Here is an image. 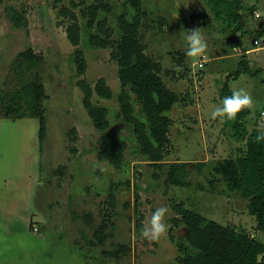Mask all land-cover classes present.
Listing matches in <instances>:
<instances>
[{
    "label": "rangeland",
    "instance_id": "374dc122",
    "mask_svg": "<svg viewBox=\"0 0 264 264\" xmlns=\"http://www.w3.org/2000/svg\"><path fill=\"white\" fill-rule=\"evenodd\" d=\"M71 1L0 0V89L10 95L15 91L21 71L19 54L32 49L42 62L37 68L22 66L23 78L37 76L48 96L44 102L47 137L42 146L38 119L0 117V264H180L186 228L176 227L178 215L173 209L180 203L264 243L247 201L228 191L214 173L219 163L237 156L243 142L232 138L230 120L212 119L209 114L210 106L220 103L226 83L231 92L245 88L254 101L245 125L250 132L256 129L264 134V48L253 45L264 36V0H241L243 46L235 52L229 42L231 31L203 0H143L142 42L147 54L163 65L166 85L181 98L171 112L170 145L160 165L136 153L132 132L118 117L122 86L112 58L114 48L92 46L90 38L98 33L89 30L84 19L80 48L87 71L77 77L75 47L59 14ZM75 2L85 8L94 0ZM106 2L112 11L101 13L100 20H107L116 42L119 17L127 14L131 19L133 10L128 0ZM10 7L24 15L26 27L14 28L7 13ZM255 12L261 17L256 18ZM182 27L203 28L205 53L186 56ZM242 49L251 51L246 59L252 70L234 79ZM81 79L91 85L105 79L114 93L112 100L95 97V101L110 110V132L127 141L120 166L97 156L104 133L94 128L83 106L77 85ZM176 163L187 164L189 187L169 183V166ZM62 167H67L64 176L56 174ZM165 206L166 234L157 241L141 238L152 212Z\"/></svg>",
    "mask_w": 264,
    "mask_h": 264
},
{
    "label": "trees",
    "instance_id": "16d2710c",
    "mask_svg": "<svg viewBox=\"0 0 264 264\" xmlns=\"http://www.w3.org/2000/svg\"><path fill=\"white\" fill-rule=\"evenodd\" d=\"M128 1L133 15L131 19L127 14L119 17L120 38L116 42L113 41L114 31L107 20H100L101 13L112 11L106 0H94L85 8H79L75 0H72L68 7L60 8L59 14L66 21L67 39L75 47L73 62L78 78L83 77L87 71L86 57L80 48L83 39L81 26L83 19L87 21L86 27L89 30H96L98 33L90 38L92 46L102 49L114 48L112 58L118 64V78L122 86L118 97L120 109L118 117L132 132L137 143L136 153L144 161L160 165L164 163L167 147L170 145L169 135L173 126L171 112L181 98L166 85L161 76L163 65L147 54L146 46L142 42L143 0ZM203 1L207 3L215 18L222 21L226 30L231 31L229 42L232 49L241 48L243 35L240 32L245 24L242 1ZM7 13L14 23V28L26 27V18L20 12L10 7ZM246 52L247 50H244L238 70L232 75L234 79L252 70L250 61L246 59ZM18 58L21 68L18 72L20 77L18 87L11 95L0 89V117L38 119L39 144L42 146L47 137L44 102L48 96L37 76L32 80L23 78L22 68V66L37 68L42 58L35 55L32 49L19 54ZM77 85L83 93V106L94 128L104 133L100 140L101 148L97 150L98 158L114 166H120L128 149L127 141L116 138L110 132L112 126L110 110L95 101V97L112 100L114 93L105 79H99L95 85L81 79ZM231 94L229 83H226L221 89L220 99ZM251 115V109L246 108L238 113L235 119L230 120L232 138L243 142V146L237 149L235 158L219 163L214 173L221 176L228 191L247 201V210L255 219L256 231L264 233V139L258 138L261 134L256 129L250 132L245 125L244 121ZM204 166V163L200 165ZM66 172L67 167H62L56 174L64 176ZM187 174V164H171L168 181L175 187H189ZM173 209L178 215V218L174 219L176 227L186 228V243L180 264H256V256L264 253V243L256 236H250L231 226H224L208 219L196 211L187 209L183 203L174 205ZM104 239L101 238V242ZM121 250L122 253L126 252V248Z\"/></svg>",
    "mask_w": 264,
    "mask_h": 264
},
{
    "label": "clouds",
    "instance_id": "9594fccd",
    "mask_svg": "<svg viewBox=\"0 0 264 264\" xmlns=\"http://www.w3.org/2000/svg\"><path fill=\"white\" fill-rule=\"evenodd\" d=\"M182 35V40L186 46V56L198 57L205 53L208 48L205 33L202 27L193 29L181 28L179 32ZM254 101L251 94L245 88H238L232 91L231 95L224 96L219 104L210 106V117L212 119L221 118L226 120H233L237 114L243 109H251ZM259 139H264V134H261ZM168 208H156L148 220L147 226L140 231V237L152 241L159 240L167 232L166 215ZM264 261V253L256 256V264H262Z\"/></svg>",
    "mask_w": 264,
    "mask_h": 264
},
{
    "label": "built area",
    "instance_id": "2783aa9c",
    "mask_svg": "<svg viewBox=\"0 0 264 264\" xmlns=\"http://www.w3.org/2000/svg\"><path fill=\"white\" fill-rule=\"evenodd\" d=\"M263 13H264V10H263ZM255 17L256 18H260L261 14L255 12ZM253 45L256 47V49L264 48V38L255 39L254 42H253ZM198 66H199V68L202 69L204 67V62L202 61ZM261 114H262V118H263L262 121H263V124H264V109L261 112ZM33 231H34V233H37L38 232V228L36 226H34Z\"/></svg>",
    "mask_w": 264,
    "mask_h": 264
},
{
    "label": "crops",
    "instance_id": "0c3cea01",
    "mask_svg": "<svg viewBox=\"0 0 264 264\" xmlns=\"http://www.w3.org/2000/svg\"><path fill=\"white\" fill-rule=\"evenodd\" d=\"M263 38H264V36H263ZM235 50H236V49H234L233 52H235ZM248 53L251 54V51H248V50H247L246 54H248ZM249 54H248V55H249ZM243 55H244V50L242 49V56H243ZM254 118H255V117H254Z\"/></svg>",
    "mask_w": 264,
    "mask_h": 264
}]
</instances>
